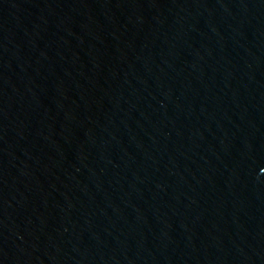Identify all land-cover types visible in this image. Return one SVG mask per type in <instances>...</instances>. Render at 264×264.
<instances>
[{
  "label": "water",
  "instance_id": "1",
  "mask_svg": "<svg viewBox=\"0 0 264 264\" xmlns=\"http://www.w3.org/2000/svg\"><path fill=\"white\" fill-rule=\"evenodd\" d=\"M0 264H264V0H0Z\"/></svg>",
  "mask_w": 264,
  "mask_h": 264
}]
</instances>
